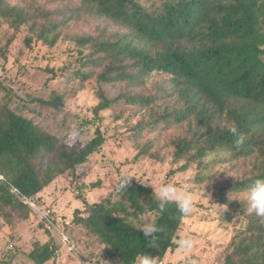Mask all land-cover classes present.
Returning a JSON list of instances; mask_svg holds the SVG:
<instances>
[{"label":"trees","instance_id":"obj_1","mask_svg":"<svg viewBox=\"0 0 264 264\" xmlns=\"http://www.w3.org/2000/svg\"><path fill=\"white\" fill-rule=\"evenodd\" d=\"M78 1L0 0V21L13 28L1 56L21 27L28 31V46L65 42L66 54L78 62L66 68L68 79L82 86L96 78L94 116L118 101L130 109L127 118L134 122L126 136L136 149L134 160L169 158L175 165L170 173L195 164L194 183L225 204L216 216L232 233L220 264H264V217L249 213L241 195L254 179L264 178V0ZM80 20L92 23L93 32H72ZM44 69L54 76V68ZM102 83L119 84L118 95L105 96ZM10 101L0 96V225L14 229L28 222L32 228L36 219L26 201L38 208L35 201L57 176L73 180L76 167L99 150L105 135L96 126L76 148L68 135L41 126L36 118L53 121L63 111L61 93L27 95L18 103L26 114L12 110ZM233 126L235 135L229 131ZM118 192L115 200L82 198L83 207L60 223L49 213L37 222L42 235L33 237L28 256L36 264H54L63 242L74 250L69 240L75 227L103 246L112 264H136L142 251L161 260L177 247V232L188 216L174 204L161 212L155 192L139 182ZM146 215L162 228L151 245L129 222Z\"/></svg>","mask_w":264,"mask_h":264},{"label":"rangeland","instance_id":"obj_2","mask_svg":"<svg viewBox=\"0 0 264 264\" xmlns=\"http://www.w3.org/2000/svg\"><path fill=\"white\" fill-rule=\"evenodd\" d=\"M54 5L53 2L50 4ZM70 30L76 33H90L93 32V24L80 20L74 23ZM12 33L13 28L0 21V47ZM27 35V29L21 27L14 32V39L5 56L0 54V84L5 87L0 91V96L7 94L11 97L9 107L26 114L19 108L18 103L26 99L27 95L47 98L52 91L61 93L65 100L63 111L53 121L36 118L41 126L59 136L68 135L69 144L76 148H80L94 135L96 126H99L105 135V141L99 150L84 164L76 167L73 180L68 174L56 177L43 199L41 198L40 202L35 201L38 208L42 212L50 210V213H55L60 223V217L69 220L74 209L83 207L82 198L89 202H97L109 195L113 200L121 198L118 185L122 177L132 176L125 188L133 182H139L154 192L163 183H173L181 189L191 191L195 197L192 213L183 219L176 242L181 237L190 236L195 241V247L190 253H182L177 246L169 250L158 264H220L232 230L229 225L226 228L221 224L216 216L217 209L224 208L225 204L215 200L204 186L194 183L197 172L195 164L185 172L170 173L175 165L169 158L162 162L149 157L134 160L136 149L129 136H126L128 127L134 122L133 119L127 118L130 109L124 106L122 101H118L108 109L100 111V118H96L92 112L98 101L94 93L96 78L92 76L90 81L82 86L75 80H69L65 74L77 68L78 62L75 55L66 54V43L59 40L52 48L39 42H32L28 46L24 42ZM45 67L54 68L53 77ZM66 68L68 70L65 72ZM101 88L105 96L114 98L118 95L120 85L102 83ZM30 209L32 218L36 219L31 225L32 228L26 227L28 222H21L14 229L8 225H0V250L9 242L13 243L12 250L0 255V264H36L28 256V252L32 247L33 237L39 238L42 235L41 229H36L37 222L41 220L39 214L32 207ZM145 218L153 221L152 216L146 215L141 221H136V224L143 223ZM54 231L56 236L61 237V226L55 227ZM32 232L35 233L31 235ZM71 236L72 240L69 241L74 245V250L63 242L54 264H112L105 255L103 246L96 244L85 230L75 227ZM64 239L66 240V237ZM43 264L52 262L48 260ZM136 264H139V260Z\"/></svg>","mask_w":264,"mask_h":264},{"label":"clouds","instance_id":"obj_3","mask_svg":"<svg viewBox=\"0 0 264 264\" xmlns=\"http://www.w3.org/2000/svg\"><path fill=\"white\" fill-rule=\"evenodd\" d=\"M232 134H237L235 126L229 129ZM132 176L122 177L118 185V191H122ZM210 183V180H209ZM208 183V184H209ZM242 198L246 201L249 213L264 217V178L254 179L241 193ZM155 198L159 202L158 207L161 212L165 207L174 204L179 213L183 216H189L194 207V195L187 189H181L173 183H163L155 191ZM218 206V205H217ZM224 211H225V206ZM135 229H140L146 239L150 238L149 245L156 238L157 233L162 231L154 221L145 218L143 223L136 224L134 218H129ZM177 246L182 253H190L195 247V241L190 236L181 237L177 240ZM139 264H158L159 257L141 252L138 254Z\"/></svg>","mask_w":264,"mask_h":264},{"label":"built area","instance_id":"obj_4","mask_svg":"<svg viewBox=\"0 0 264 264\" xmlns=\"http://www.w3.org/2000/svg\"><path fill=\"white\" fill-rule=\"evenodd\" d=\"M30 206L33 208L34 211H36L39 214L40 220L45 219L47 215L50 213V210L42 212L39 210L34 204L30 203ZM13 249V243L9 242L4 249L0 250V255H2L4 252L12 250Z\"/></svg>","mask_w":264,"mask_h":264}]
</instances>
